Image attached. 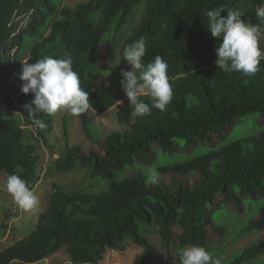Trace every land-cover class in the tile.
<instances>
[{
  "label": "trees",
  "instance_id": "trees-1",
  "mask_svg": "<svg viewBox=\"0 0 264 264\" xmlns=\"http://www.w3.org/2000/svg\"><path fill=\"white\" fill-rule=\"evenodd\" d=\"M261 4L264 0H82L71 8L65 0H0V173L19 156L22 168L34 174L40 156L32 142L46 143L53 131L55 115L37 117L46 123L41 130L23 107L31 104L28 94L20 91L24 62L72 56L73 70L92 106L77 116L85 132L94 114L113 109L119 100L109 84H97L90 77L96 39L106 40V60L113 64L118 59L126 62L124 48L144 37L142 63L161 56L173 90L167 110L152 109L150 116L136 117L127 101L116 112L123 131L107 133L98 150L71 145L65 118L62 132L68 144L52 169H86L90 189L67 192L53 184L48 207L28 234L0 251V264H41L61 249L71 264H101L108 251L122 253L131 245L142 250L133 264H158V251L143 231L149 227L158 229L167 264L180 263L177 252L182 247L199 245L210 253L207 229L219 236L230 230V220L217 221L214 214L226 205L229 212L241 214L248 199H264V131L227 142L233 127L247 116L264 118V60L254 76L219 70V40L211 37L204 14L225 5L257 25L255 9ZM138 8L140 17L119 46L118 35ZM262 37L264 33L259 37L264 51ZM140 99L150 103L146 95ZM204 143L211 147L205 154L195 149ZM185 147L195 149L190 159L155 167L159 150L172 154ZM135 167L143 168L127 173ZM147 167L169 180L159 177L152 185ZM190 177L196 181L189 182ZM218 196L219 206L214 202ZM262 230L264 208L235 236ZM238 252L229 264L263 260L264 237Z\"/></svg>",
  "mask_w": 264,
  "mask_h": 264
},
{
  "label": "rangeland",
  "instance_id": "rangeland-1",
  "mask_svg": "<svg viewBox=\"0 0 264 264\" xmlns=\"http://www.w3.org/2000/svg\"><path fill=\"white\" fill-rule=\"evenodd\" d=\"M80 1L82 0H65V5L71 8H76L77 3ZM140 14L141 9L138 8L132 18H130L129 23L119 33V46L123 43V37L128 35L132 27L137 23ZM18 19L19 18H16L15 22H17ZM108 39L110 40L112 38L108 37ZM106 45V40L96 39L94 41L91 58L93 69L90 77L97 84H109L118 94L119 100L113 109L106 111L104 114L96 115L90 129L86 132L82 129V125L77 116H75V118L72 117L67 121L70 144L79 145L83 151L98 150V142L102 140L107 133L113 130L123 131L122 126L118 125L116 121V112L119 111V109L128 101L120 84L122 79L121 71H130L131 68L127 62H124L121 59H118L113 64L108 63L106 60ZM25 57L26 55L24 58ZM28 96L32 101L34 98L32 94L29 93ZM119 101H122V103H119ZM54 115L55 117L52 121L53 131L47 135L48 137L46 143H44L43 140L32 142L38 147V154L40 156L36 172L32 175L28 174L27 171L22 168L20 157L16 156L9 161L4 171L0 174V251L3 247H7L8 245L20 240L34 227L38 216L46 210L50 203L53 184L61 186L67 192L75 190L88 191L90 189V181L87 177L86 169H75L67 173L57 172L52 169L54 162L62 159L65 146L68 144L62 132V126L65 124V111H59ZM262 131H264V118L259 114H252L244 118L242 123H238L233 127L232 131L228 135L227 142L254 133L256 135ZM223 136H226L225 133ZM213 141L217 142L216 138H214ZM182 144L184 143L179 142L180 146ZM220 145H223V143H220ZM195 149H200L202 153L205 154L210 151L211 147L207 143H204L198 145ZM195 149L189 150L185 147L184 149H181L180 151L178 150L172 154L163 153L159 150L155 167L159 165H173L186 161L190 159V156H194L192 152L195 151ZM142 168L143 167L129 168L127 173L141 171ZM149 168L147 167V169H145L146 174H148ZM11 174H16L25 180L27 182V186L31 188L38 197L39 203L34 209H21L12 196L3 187V182ZM159 177L164 181L169 180V177L167 176L160 175ZM195 181V177H190L189 182ZM95 189L98 188L95 187ZM221 199V196H218L217 199L214 200L215 205L219 206V204L222 203ZM248 200L250 201V204L247 201L244 202L245 210L241 214L229 212L228 210L230 207L227 205L226 208L228 210L220 209L218 213L214 214V218L217 221L228 222L230 220V230L225 229V234L223 236L217 235L211 228L207 229L211 250L210 254L214 258H221L222 264H229L231 259L237 256L240 249L257 242L264 237V230L235 236V234L240 232L242 227L245 228L247 223L251 219L255 218L259 211L264 208V199L256 201H252L251 199ZM252 213H254L253 217H251ZM143 231L145 237L158 251V255L156 257L158 264H167V259H165V256L163 255L164 247L158 234V229L156 227H149L145 228ZM174 231L175 233L180 232L177 228H175ZM141 252V248L131 245L122 253L117 251L106 253L101 261V264H133ZM173 262L176 263V261ZM41 264L71 263L65 249H61L57 253L42 260ZM254 264H264V259L262 260L261 258Z\"/></svg>",
  "mask_w": 264,
  "mask_h": 264
},
{
  "label": "clouds",
  "instance_id": "clouds-1",
  "mask_svg": "<svg viewBox=\"0 0 264 264\" xmlns=\"http://www.w3.org/2000/svg\"><path fill=\"white\" fill-rule=\"evenodd\" d=\"M222 12H226V15L222 16ZM243 15L240 10L228 9L225 5L204 14L211 37L219 40L215 49V64L218 69L225 73L241 72L254 76L264 60V51L259 46V37L264 33V4L255 9L259 24L246 22L242 19ZM145 55L144 37L123 50V59L131 70L121 71L120 84L136 117L150 116L152 109L164 112L173 99L167 62L157 55L145 65L142 63ZM19 79L22 81L21 93H31L34 97L31 104L23 107L38 129L46 128V123L37 118L42 113L51 116L63 110L68 121L92 108L89 93L81 87L79 74L73 70L70 54L62 58L44 56L34 63L24 62ZM143 95L150 99V103L140 99ZM159 176L156 168L148 169V180L152 185L158 184ZM3 187L21 209L31 210L39 203L27 182L16 174L9 175L3 182ZM177 255L180 264H222L221 258H214L205 247L199 245L182 247Z\"/></svg>",
  "mask_w": 264,
  "mask_h": 264
}]
</instances>
